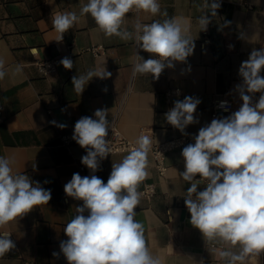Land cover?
I'll list each match as a JSON object with an SVG mask.
<instances>
[{
  "label": "crops",
  "instance_id": "0c3cea01",
  "mask_svg": "<svg viewBox=\"0 0 264 264\" xmlns=\"http://www.w3.org/2000/svg\"><path fill=\"white\" fill-rule=\"evenodd\" d=\"M219 2L217 17L212 18L206 31H200L197 22L203 14L204 0H159L161 12L166 11L167 16H152L143 11L127 14L124 27L132 32L137 21L148 24L175 17L189 25L190 35L195 39L193 55L186 63L174 62V68H165L156 80L150 75L133 76L136 52L144 59L152 58L151 54L136 48L134 39L106 37L90 14L80 16L63 40L57 41L59 33L53 27L52 17L62 12H76L79 16L87 0H0V58L5 61L7 72L0 81L4 115L0 122V156L13 161L14 173L26 174L51 190L48 204L39 205L0 228V233H10L16 244L14 250L0 257V264H23L24 260L67 264L60 253L61 241L68 239L63 230L83 202L66 196L64 185L74 173L82 177L95 174L106 183L112 164L121 162L128 154L129 151L109 154L100 162V169L92 173L81 163L86 150L73 139L69 144L61 139L65 134L73 136L74 125L81 117L95 119L97 109H108V117L117 116L124 137L135 141L145 133L153 136L154 145L155 138L159 143L182 135L167 123L165 113L174 106V101L191 96L201 101L194 113L199 122L185 129L193 135L191 143H194L199 129L213 120L210 114L214 96L224 95L233 103L230 111L218 112L216 119L239 109L242 104L236 91V86L242 83L239 67L253 49L264 48V0ZM226 21L231 23L222 28ZM241 33L245 38H241ZM96 44L105 47L98 56L87 50ZM50 57L58 58L56 70L43 75L35 61ZM65 57L74 63L71 70L64 69L60 63ZM17 65L22 66L19 73L15 71ZM103 66L112 73L110 78L94 77L80 95L73 90V76ZM170 88H178L179 95L167 98L165 92ZM249 95L255 103L260 93ZM51 121L67 127L60 129ZM188 144L166 154L167 169L163 177L157 174L149 153L150 175L139 191L146 183H153L155 193L142 196L135 219L144 225L148 246L164 264H193V261L199 264L201 260L204 264H223L190 223L184 198L190 183L179 176L185 170L182 149ZM202 187L198 185L197 191H202ZM53 252L60 254L54 257ZM247 264H264V253Z\"/></svg>",
  "mask_w": 264,
  "mask_h": 264
},
{
  "label": "clouds",
  "instance_id": "9594fccd",
  "mask_svg": "<svg viewBox=\"0 0 264 264\" xmlns=\"http://www.w3.org/2000/svg\"><path fill=\"white\" fill-rule=\"evenodd\" d=\"M221 7L219 0H204L203 14L198 17L200 31H206ZM145 12L152 16H167L161 12L159 0H87L76 12L56 13L52 24L63 40L80 16L90 14L98 29L106 37L135 40L136 48L151 54L144 59L135 55L133 76L150 75L158 80L165 68L174 62L186 63L194 53L195 43L189 25L182 18L154 20L148 24L137 21L134 32L124 27L127 14ZM208 13L211 14L209 17ZM226 21L221 27H227ZM241 38H245L241 33ZM231 49V45L229 46ZM60 63L71 70L73 61L65 57ZM190 71V68L188 69ZM15 71H22L17 65ZM264 48L253 49L239 67L242 83L236 91L242 100L231 115L216 119L201 127L194 143L182 149L185 170L179 173L190 183L185 205L190 223L202 234L207 245L223 264H247L264 253ZM7 72L0 58V81ZM112 73L98 67L86 74L72 77L73 90L82 94L94 78L108 79ZM107 92V88L103 89ZM260 93L253 103L252 95ZM179 95V92H177ZM200 99L186 96L174 101L165 113L168 124L187 135L185 129L199 121L194 117ZM227 101L220 107L227 111ZM63 111V110H62ZM108 109H97L94 118L81 117L74 125L72 139L86 150L81 163L92 173L100 169V162L112 152L109 146L110 127ZM53 125L64 129L66 124ZM155 142H157L155 138ZM153 136L141 133L121 162L113 163L107 182L92 174L74 173L64 185L66 196L82 201L76 215L66 224L68 237L60 243V253L67 264H164L147 244L144 225L135 219L136 208L143 193L140 185L150 175L148 155L153 148ZM13 161L0 156V228L17 221L39 205L48 204L51 190L43 188L26 174L14 173ZM199 176V179L196 177ZM48 183V181H45ZM205 184L203 191L198 185ZM87 212V215L85 213ZM8 232L0 233V257L16 248ZM60 253L53 252L54 257ZM193 264L195 262L193 261ZM199 264H204L201 260Z\"/></svg>",
  "mask_w": 264,
  "mask_h": 264
},
{
  "label": "built area",
  "instance_id": "2783aa9c",
  "mask_svg": "<svg viewBox=\"0 0 264 264\" xmlns=\"http://www.w3.org/2000/svg\"><path fill=\"white\" fill-rule=\"evenodd\" d=\"M94 56H98L102 53H104L105 47L102 44H96L89 46L87 48ZM58 63L57 57H50V58H44V59H38L35 61V64L39 70V72L43 75H48L56 70V65ZM177 92H180L178 88H170L168 89L165 94L168 98L172 94H177ZM222 101H227V111H225L223 108L220 107V103ZM233 106L232 100L224 95L218 94L214 96L211 104V114L210 118L214 119L218 112H228L231 110ZM3 106L0 102V122L3 120ZM110 122V127L108 130V136L106 137V140H109V146L112 148L111 154L120 153L124 151H129L130 148L133 146L134 141L124 137L119 129L118 126V119L117 116H111L108 117ZM62 142L64 144H69L72 141V135H62ZM193 141V135L187 134V135H179V136H173L172 138H169L163 142H159L153 145L152 148V156L154 161V167L157 172V174L161 177L164 176L167 165H166V154L174 149L180 148L184 146L187 143H191ZM80 169L83 170V166H80ZM91 173L85 174V176H90ZM199 179V176L196 177ZM202 191L205 189L206 185L202 184ZM143 193V196L149 197L155 193V185L153 183H146L144 187L140 190ZM23 264H39L36 261L32 260H24Z\"/></svg>",
  "mask_w": 264,
  "mask_h": 264
}]
</instances>
